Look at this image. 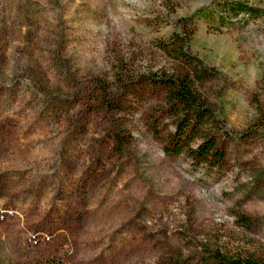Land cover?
<instances>
[{"label": "rangeland", "instance_id": "rangeland-1", "mask_svg": "<svg viewBox=\"0 0 264 264\" xmlns=\"http://www.w3.org/2000/svg\"><path fill=\"white\" fill-rule=\"evenodd\" d=\"M238 1L0 0V264H264V15ZM187 70L211 117L182 133Z\"/></svg>", "mask_w": 264, "mask_h": 264}, {"label": "trees", "instance_id": "trees-1", "mask_svg": "<svg viewBox=\"0 0 264 264\" xmlns=\"http://www.w3.org/2000/svg\"><path fill=\"white\" fill-rule=\"evenodd\" d=\"M264 0H257L256 4H249L248 2L238 1L235 6L231 7L234 13L243 12L250 18H256L264 15ZM196 75V74H195ZM167 86L166 102L171 108L172 113L176 116L179 114H184L183 117H187L186 122L177 125V131L184 130L189 127H199L204 118L211 117V113L202 101V98L197 92L194 82L193 72L187 70V72L181 76H176V78L166 79L164 81ZM177 145V142L175 143ZM176 150L180 153L184 146ZM187 152L197 164H207V162L212 159H217L218 161L222 159L223 153L217 148L216 143L212 137L206 136L196 146L191 147L187 145ZM214 259L216 264H263L261 260L254 258L252 256H234L227 255L223 253H215ZM25 264H64L61 261L54 262L51 257H40L35 258L26 262Z\"/></svg>", "mask_w": 264, "mask_h": 264}]
</instances>
